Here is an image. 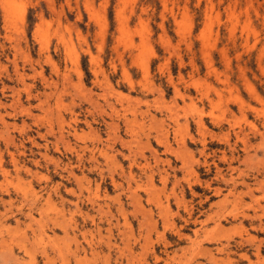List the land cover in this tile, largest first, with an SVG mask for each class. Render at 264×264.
<instances>
[{"label":"rangeland","instance_id":"374dc122","mask_svg":"<svg viewBox=\"0 0 264 264\" xmlns=\"http://www.w3.org/2000/svg\"><path fill=\"white\" fill-rule=\"evenodd\" d=\"M0 264H264V0H0Z\"/></svg>","mask_w":264,"mask_h":264},{"label":"bare ground","instance_id":"6f19581e","mask_svg":"<svg viewBox=\"0 0 264 264\" xmlns=\"http://www.w3.org/2000/svg\"><path fill=\"white\" fill-rule=\"evenodd\" d=\"M2 121V120H1Z\"/></svg>","mask_w":264,"mask_h":264}]
</instances>
